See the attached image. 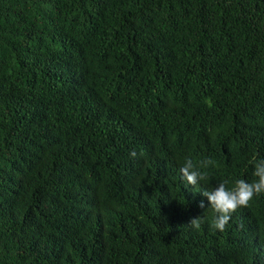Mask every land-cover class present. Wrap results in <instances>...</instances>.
Masks as SVG:
<instances>
[{"label":"trees","instance_id":"16d2710c","mask_svg":"<svg viewBox=\"0 0 264 264\" xmlns=\"http://www.w3.org/2000/svg\"><path fill=\"white\" fill-rule=\"evenodd\" d=\"M260 160L264 0H0V264H264Z\"/></svg>","mask_w":264,"mask_h":264},{"label":"clouds","instance_id":"9594fccd","mask_svg":"<svg viewBox=\"0 0 264 264\" xmlns=\"http://www.w3.org/2000/svg\"><path fill=\"white\" fill-rule=\"evenodd\" d=\"M132 157L136 156L135 152L130 153ZM205 162L203 166H207ZM183 178L188 185L196 186L202 181L207 180V173L202 172L191 159H186L180 169ZM253 175L257 178L249 183L245 180H238L234 188L229 189L224 183H221L212 191H204L202 195L207 197L210 206L217 214L213 222V227L220 231H224L229 223L232 214L241 207H248L252 199L260 194H264V160H260L255 164ZM204 207L203 201L199 205ZM203 223L201 217H196L190 220L189 224L199 229Z\"/></svg>","mask_w":264,"mask_h":264}]
</instances>
